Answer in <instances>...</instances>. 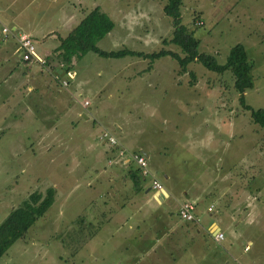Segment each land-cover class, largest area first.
Listing matches in <instances>:
<instances>
[{"label": "rangeland", "instance_id": "1", "mask_svg": "<svg viewBox=\"0 0 264 264\" xmlns=\"http://www.w3.org/2000/svg\"><path fill=\"white\" fill-rule=\"evenodd\" d=\"M34 1L0 0V23L11 27L18 11L24 21L33 17L34 50L45 60L40 72L37 62L19 58L10 38H0V220L31 191L43 194L50 187L52 199L0 255V264H148L149 259L264 264V217L243 215L264 211V128L242 106L231 72L208 69L198 60L178 71L168 54L154 58L149 69L141 56L89 50L72 60L75 75L66 76L62 86L70 92L55 93L52 48L69 28L63 16L68 5L40 0L32 8ZM163 2L78 0L77 14L80 18L98 5L112 19V28L96 42L101 49L163 47L181 54L173 42L161 41L172 28ZM179 12L198 41L197 51L212 54L216 62L225 61L234 43L244 46L252 85L244 90L243 103L264 107V0H181ZM59 68L65 78L66 70ZM83 99L87 105L80 104ZM103 130L127 149L141 146L164 187L172 180L177 187L190 181L206 189L195 200L197 212L212 202L223 239L212 241L199 221L177 214L170 216L177 220L168 232L162 217L182 201L169 197L157 203L151 189H134L126 166L99 138ZM167 168L169 179L161 175ZM234 188L250 193L241 203L247 210L237 208L230 195ZM210 189L213 194H205ZM241 191L234 195L239 202ZM158 211L160 222L152 218ZM225 233L234 237L231 243ZM247 241L248 249H242Z\"/></svg>", "mask_w": 264, "mask_h": 264}, {"label": "trees", "instance_id": "2", "mask_svg": "<svg viewBox=\"0 0 264 264\" xmlns=\"http://www.w3.org/2000/svg\"><path fill=\"white\" fill-rule=\"evenodd\" d=\"M180 1L164 0L162 4V11L170 17L172 28L169 37H163L161 41L162 43L173 42L179 47L181 54L163 47L148 52L127 47L110 50L99 48L96 45L97 40L112 28L113 21L98 5H94L64 36L58 37V43L54 47L55 56L61 61V66L65 70L71 68L70 65L74 58L89 50L101 56L118 57L126 54L141 56L148 59L146 68L150 67L151 61L154 58L168 54L175 58L179 67L178 71L185 70L186 64L192 60H198L206 68L217 72L229 70L233 78V87L239 93V100L242 106L249 110L251 121L264 128V107L251 108L243 103V92L252 85L250 75L251 64L247 60L244 46L239 42L231 45L223 63L216 62L212 54L198 52L196 48L198 41L193 36L192 30L181 22L179 12ZM188 73L193 77L192 71L189 70ZM133 151L140 152L138 150ZM130 164L128 162L125 163L127 166L125 170L127 169V175L134 189L145 190L146 186L143 187L142 185L141 187L140 183L146 178L142 177L139 171ZM146 180L148 181V179ZM51 199L52 188L50 187L46 188L43 194L31 191L18 205L7 212L0 220V255L13 241L23 235L36 217L46 210Z\"/></svg>", "mask_w": 264, "mask_h": 264}, {"label": "crops", "instance_id": "3", "mask_svg": "<svg viewBox=\"0 0 264 264\" xmlns=\"http://www.w3.org/2000/svg\"><path fill=\"white\" fill-rule=\"evenodd\" d=\"M38 1H40V0H38ZM38 1H34V2H32L33 4H32V8H37V3H38ZM64 2H66L67 3V5H68V8L65 10V11H63V16H64V18H65V21H67V23H68V25H69V28H68V30H67V32L71 29V27H73L79 20H80V18L83 16H81L80 18H78L79 17V15L77 14V11H78V9H79V7H78V0H77V2H75V0H65ZM40 4H41V2H40ZM6 6V5H5ZM77 14V15H76ZM20 15V13H19V11L12 17V20H10V22H11V24H10V26H11V28H14V29H17V30H22V31H26V32H28L30 35H31V29H30V25L33 23V17H31L32 19L30 20V21H24L23 19H20V18H18V16ZM25 15H27V12H25ZM76 15V17H75V19H74V16ZM75 21V22H74ZM1 23H3V22H1ZM71 23H74L73 25L71 24ZM1 36V35H0ZM59 36H61V35H58V37ZM8 38H10V40L13 42V44L15 45V47H16V50H17V52H18V49H17V42H16V39L14 38V36H12V35H8L7 36ZM7 37H5V38H7ZM58 37H56V39H58ZM0 38H2V37H0ZM58 43V41H56L55 42V46H56V44ZM53 50H54V47L52 48ZM54 55V58L57 60L56 61V64L54 65V66H52V72H57L60 76H61V73H62V69L61 68H59V67H62L61 65V62L60 61H58V58L55 56V54H53ZM39 56V55H38ZM40 57V56H39ZM42 59V58H41ZM44 60V59H43ZM32 62H36V61H32ZM32 62H27V63H32ZM43 63H45V60H44V62ZM57 63H58V65H57ZM41 63H39L38 64V62H37V64L35 65V66H37V69H39L40 70V72H41V68L42 67H44V65L42 66V65H40ZM60 64V65H59ZM57 65V66H56ZM59 66V67H58ZM27 68L28 69H30V67L27 65ZM24 69H26V68H24ZM70 69V71H71V75L72 76H74L75 75V73H74V70H72V68H69ZM68 69V70H69ZM150 69V68H149ZM28 72H30V71H28ZM59 76V77H60ZM60 78H63V77H60ZM54 82H55V84L52 86V88H55L56 90H55V93H58L59 92V90L60 89H64V90H66L67 92H70V89H68V88H64V87H62V85L60 84V82L58 81V80H54ZM67 85V84H66ZM28 87V89H31V86L29 85V86H27ZM84 100V99H83ZM83 100L80 102V104L82 105V106H84V105H87L88 104V101H87V103L86 104H83ZM86 100V99H85ZM86 126V125H85ZM113 148V151H111V149H109L110 151H111V155H114V158H116L117 159V161H119V159L116 157V155H115V147H113L112 145H110V148ZM129 149V148H128ZM130 150H138V151H140V152H142L144 155H145V157H146V159H147V163H148V167H149V169L153 172V170L151 169V167H150V162H149V159H148V155L144 152V150H143V148L141 147V146H139V147H133V148H130ZM120 162V164L121 165H124V166H126L125 165V163L124 162H121V161H119ZM154 163H155V161H154ZM131 165V164H130ZM127 167V166H126ZM125 167V168H126ZM154 173V172H153ZM169 174H171V173H169L168 172V168H167V171L165 172V171H163L162 173H161V175H162V177L163 178H165V179H169ZM253 180V179H252ZM144 181L146 182V179H144ZM246 181H247V183L250 181V178L248 177L247 179H246ZM213 182V181H212ZM212 182L211 183H209V184H212ZM142 184V182L140 183V185ZM197 185H199V187H197ZM168 188L167 187H164L163 186V188H165V190L167 191V196L165 197H163L162 199H155L154 197H153V194H154V191L149 187V185H148V181L146 182V189L148 188V189H151V191H150V193H151V197L157 202V203H160V202H163L166 198H169V197H173L174 199H176L177 200V203H179L180 201H183V200H189V201H192L193 203H194V214L196 215V217H198V220L197 221H199V224L204 228V230H205V232H206V234H207V236L212 240V241H214V242H216L214 239H213V233L215 232V231H221L222 232V229H221V227H220V224L218 223V221H220L219 220V215H215L214 217H212V215H211V210H212V202H207L206 203V205H205V211H203V210H198V212H197V204H196V202H195V200L196 199H198L199 198V196H200V194H202V193H204L205 191H206V189H201L200 188V184L199 183H193V182H187V183H185V182H182V183H180V185L177 187V186H175L174 185V183H173V181L172 180H169L168 181ZM213 188V187H212ZM145 189V190H146ZM255 189H258L257 187L255 188ZM241 191V189L240 188H234V190L232 191V192H230V195L232 196V197H234L236 200H237V202H238V207L237 208H243L244 207V209H246V204H244V205H241V203H245V202H247V200L249 199V197H250V193H248L247 191H245L244 193H243V196H244V199L241 201V202H239V199L237 198V196H234L235 194H237L238 193V191ZM142 191H144V190H142ZM237 192V193H236ZM205 194H213L212 193V189H210V190H208ZM229 204H227V206H228ZM208 206H210L211 208L210 209H207V207ZM247 210V209H246ZM206 211H210L209 213H208V215H209V217H203V213H206ZM256 213H259L260 214V216H263L264 217V211H244V216L246 217V216H254ZM173 214H177L176 213V210H175V208L174 209H172L171 211H165V215L162 217L163 218V220L166 222L165 223V225H167V226H169L170 224L171 225H173V221L174 220H177V219H179V217H177V219H174V220H172L171 221V218H170V216H172ZM218 216V217H217ZM159 217H161V214H160V212L158 211V213H153L152 214V218H153V220L155 219V221L157 222V221H159L160 222V220H159ZM217 217V218H216ZM144 221H145V218H143V219H141V218H137V222H140V224H142V223H144ZM156 222H154L155 224H157ZM158 222V223H159ZM214 224H216L217 226H219V229H217L216 227L215 228H213V229H211V226H213L214 227ZM169 226L167 229H169L168 230V232L170 231V228L172 227V226ZM144 228H145V225L143 226V225H141V231H143V234H144ZM224 229H226V231H224V232H226V233H229L228 232V230H230L229 228H227V227H225ZM164 230H166V229H164ZM231 231V230H230ZM225 233V237H227L228 238V240L226 241L227 243H231L234 239V237L232 236V238H231V236L230 235H228V234H226ZM223 239V238H222ZM221 239V240H222ZM250 243V242H249ZM245 245H247V248L246 249H248V241L247 242H245L244 243V245H243V248L242 249H244V246ZM233 247V246H232ZM186 255L187 256H189V253H186ZM186 256V257H187ZM222 256H223V254H222ZM170 257H172L170 254L168 255V260H170ZM232 258L234 259V257L232 256ZM190 259V258H189ZM235 260V259H234ZM188 261V260H187ZM221 262H222V259H221ZM188 263V262H187ZM148 264H157V262L155 261V259L154 260H152V259H149V261H148ZM241 264V263H240Z\"/></svg>", "mask_w": 264, "mask_h": 264}, {"label": "built area", "instance_id": "4", "mask_svg": "<svg viewBox=\"0 0 264 264\" xmlns=\"http://www.w3.org/2000/svg\"><path fill=\"white\" fill-rule=\"evenodd\" d=\"M0 35L2 38L7 37L8 35L14 36L17 42V49L19 51L18 55L21 60L26 62L36 61L43 64L44 60L36 54L31 35L28 32L17 30L4 23H0ZM65 73V78H60V75L55 71L51 72V75L52 78L54 80H58L62 86H66L68 83L67 78L72 77V73L70 70H66ZM86 103L87 100H83V104ZM99 138L106 140L110 145L115 147V155L119 161L131 163L132 166L139 171V174L142 177L148 179L149 187L153 191H158L159 189L163 188L160 180L149 169L147 159L143 153L136 152L121 146L115 137L107 130H103L99 135ZM207 209H210V206H208ZM176 213L178 217L184 220H198V217H196L194 214V203L189 200L180 202L176 208ZM212 236L215 241H220L223 238V233L221 231H215ZM246 248L247 245L244 246V249Z\"/></svg>", "mask_w": 264, "mask_h": 264}, {"label": "water", "instance_id": "5", "mask_svg": "<svg viewBox=\"0 0 264 264\" xmlns=\"http://www.w3.org/2000/svg\"><path fill=\"white\" fill-rule=\"evenodd\" d=\"M164 196H167V191L165 190V188H161L158 191H154L153 197L155 199H162ZM215 227L219 229V226H217L216 224H214V228Z\"/></svg>", "mask_w": 264, "mask_h": 264}]
</instances>
